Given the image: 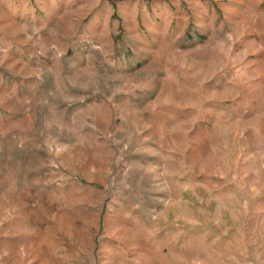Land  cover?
<instances>
[{"label": "rangeland", "instance_id": "374dc122", "mask_svg": "<svg viewBox=\"0 0 264 264\" xmlns=\"http://www.w3.org/2000/svg\"><path fill=\"white\" fill-rule=\"evenodd\" d=\"M0 264H264V0H0Z\"/></svg>", "mask_w": 264, "mask_h": 264}, {"label": "trees", "instance_id": "16d2710c", "mask_svg": "<svg viewBox=\"0 0 264 264\" xmlns=\"http://www.w3.org/2000/svg\"><path fill=\"white\" fill-rule=\"evenodd\" d=\"M112 1H123V0H112Z\"/></svg>", "mask_w": 264, "mask_h": 264}]
</instances>
